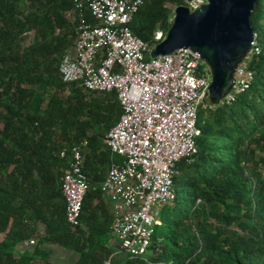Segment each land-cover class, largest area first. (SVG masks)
<instances>
[{
    "label": "trees",
    "instance_id": "1",
    "mask_svg": "<svg viewBox=\"0 0 264 264\" xmlns=\"http://www.w3.org/2000/svg\"><path fill=\"white\" fill-rule=\"evenodd\" d=\"M77 1L0 0V264H51L40 243L77 253L75 264H101L110 253L111 216L100 184L112 156L88 131L94 123L99 135L108 132L121 110L114 93L86 94L80 84L60 79L59 62L75 38L64 13ZM166 3L179 7L182 0H147L129 25L136 37L151 45L156 31H168ZM263 22L264 0H257L250 24L260 54L250 64L251 88L230 105L212 104L208 96L211 109L197 115V153L176 166V198L161 209L150 255L119 264H253L254 256L264 258ZM28 32L33 43L23 47ZM82 139L88 141L83 171L90 182L80 213L85 231L66 224L60 192L70 160L60 152ZM232 226L234 238L225 235ZM36 235L33 252L16 258L17 245Z\"/></svg>",
    "mask_w": 264,
    "mask_h": 264
},
{
    "label": "built area",
    "instance_id": "2",
    "mask_svg": "<svg viewBox=\"0 0 264 264\" xmlns=\"http://www.w3.org/2000/svg\"><path fill=\"white\" fill-rule=\"evenodd\" d=\"M146 2L78 0L64 13L75 38L58 65L62 83H78L86 94L114 93L121 110L103 140L112 158L100 191L110 204L109 234L115 253L101 264H112L116 255H150L155 228L162 223L161 209L176 198V166L197 153L198 111L211 109L206 104L211 73L198 54L179 49L151 58L166 33L156 31L151 45L133 34L129 25ZM205 4L206 0H182L181 6L193 12ZM173 17L174 13L169 15V23ZM259 54L254 33L221 103L230 105L251 88L254 71L250 64ZM87 148V139H82L60 152V158H70L60 177V192L65 222L72 230L82 228L81 207L90 184L83 171Z\"/></svg>",
    "mask_w": 264,
    "mask_h": 264
},
{
    "label": "water",
    "instance_id": "3",
    "mask_svg": "<svg viewBox=\"0 0 264 264\" xmlns=\"http://www.w3.org/2000/svg\"><path fill=\"white\" fill-rule=\"evenodd\" d=\"M257 0H206L193 12L176 7L164 39L154 46L151 58L179 49L198 54L208 65L211 82L208 96L212 104L233 86V72L249 51L254 31L250 17Z\"/></svg>",
    "mask_w": 264,
    "mask_h": 264
},
{
    "label": "rangeland",
    "instance_id": "4",
    "mask_svg": "<svg viewBox=\"0 0 264 264\" xmlns=\"http://www.w3.org/2000/svg\"><path fill=\"white\" fill-rule=\"evenodd\" d=\"M166 9L168 10V14L171 15L172 13H174V10L176 8L175 4L172 3H166L165 5ZM65 18V17H64ZM67 21V20H66ZM264 23V22H263ZM33 39H34V33L33 32H28L25 33L24 35H22V41L21 44L23 47H28L33 43ZM101 97V96H99ZM209 99H206V104H209ZM107 131L101 133V135L98 134V129L95 126L94 123H91V129L88 131V136H92L95 135L99 138L100 142L103 144V140H104V136L106 135ZM103 148L106 150V148L103 145ZM259 157H261V154L256 152V159H258ZM115 160H118L117 157H114ZM66 168V167H65ZM63 168L62 171L65 169ZM260 174L262 175V177L264 178V168L260 169ZM85 226L82 225L81 230L85 231ZM236 231V228L234 226L230 227L229 229H227L225 231V235L234 238V232ZM240 236H244L241 233H238ZM40 235H36L31 239L25 240L22 243L18 244L17 247L15 248L14 251V255L16 258L20 257L22 254H26V253H32L34 247L39 243V239H40ZM4 236L1 234L0 235V242L3 240ZM106 240L109 242L107 243V247L108 249H110V253L107 256L108 258L115 253V243L112 240L110 234L106 235ZM41 248L47 250L50 252V258H49V262L51 264H75V262L77 261L79 255L73 251L64 249L62 247H59L57 245L54 244H50V243H40ZM264 255V252H263ZM104 258V259H107ZM127 257L122 256V255H116L114 257L111 258L112 260V264H119L121 262H123ZM255 261L253 262V264H264V258L262 257H256L254 256Z\"/></svg>",
    "mask_w": 264,
    "mask_h": 264
},
{
    "label": "crops",
    "instance_id": "5",
    "mask_svg": "<svg viewBox=\"0 0 264 264\" xmlns=\"http://www.w3.org/2000/svg\"><path fill=\"white\" fill-rule=\"evenodd\" d=\"M104 145V144H103ZM105 147V146H104ZM106 148V147H105ZM107 150V149H106ZM108 151V150H107ZM68 165V164H67ZM108 166H109V163L108 164H106L105 165V172H104V177H105V174H106V171H107V169H108ZM103 177V178H104ZM103 180V179H102ZM102 199H103V206H104V212L106 211L108 214H109V217L111 216L112 217V214H111V209H110V204H109V202H108V200L106 199V198H104L103 196H102ZM96 201H94L93 202V206H95L96 205ZM97 206V205H96ZM83 225V224H82ZM108 235H109V233H108Z\"/></svg>",
    "mask_w": 264,
    "mask_h": 264
}]
</instances>
